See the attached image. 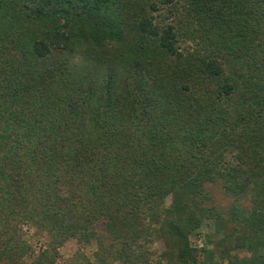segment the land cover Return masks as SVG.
Listing matches in <instances>:
<instances>
[{"label":"trees","instance_id":"1","mask_svg":"<svg viewBox=\"0 0 264 264\" xmlns=\"http://www.w3.org/2000/svg\"><path fill=\"white\" fill-rule=\"evenodd\" d=\"M160 2L162 24L154 0H0L10 264L37 219L36 264L70 238L98 251L69 264H264V0ZM212 222L233 244L219 254L191 241Z\"/></svg>","mask_w":264,"mask_h":264},{"label":"rangeland","instance_id":"2","mask_svg":"<svg viewBox=\"0 0 264 264\" xmlns=\"http://www.w3.org/2000/svg\"><path fill=\"white\" fill-rule=\"evenodd\" d=\"M158 5H161V9L158 12H152V16L155 18L156 22L163 23L164 17L168 12L165 10V7L161 4L160 0H154ZM210 200L211 204L216 206V208L220 211L224 209H228L231 206L232 198L229 197L222 186L218 185H211L210 187ZM168 203L170 204L171 198L169 197L167 199ZM38 221H31L32 223H24L22 226V229L24 230V236L23 240L27 242L28 246L31 247L33 250V253H26L20 255H17V259L21 260V264H36V258L43 252L44 250L49 249V243L51 241L50 232L46 227ZM211 225V226H210ZM212 223H205V225L197 230L193 235L191 236L192 245L194 247H197L199 249L202 248H208L210 250H213L216 243H219L220 241H224V245H221L216 249L220 253L221 250L228 249L233 246L232 241H229L226 239V234L229 232V228H223V232L220 235H215L217 233L216 231V225ZM214 226V227H213ZM212 227V228H211ZM229 227H233L232 225H229ZM212 240L211 243L209 240ZM154 250H158L160 252L163 251V244L158 243L154 246ZM59 256L57 258V264H69L71 260H74L77 256V252L80 251L84 253L87 257L91 259L92 262H96L95 254L98 251L97 243L92 242V244H84L81 241H79L76 238H70L67 242H65L62 246L59 247ZM234 254H236L234 252ZM241 256H244L242 253ZM203 255H201V259H203ZM227 263V260H226ZM0 264H10V261L7 259L6 253L0 255ZM119 264V263H115ZM210 264V263H209Z\"/></svg>","mask_w":264,"mask_h":264}]
</instances>
